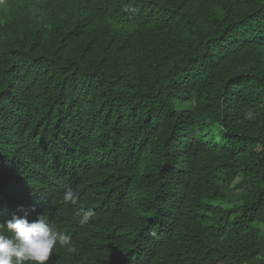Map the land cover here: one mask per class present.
<instances>
[{"label":"trees","instance_id":"obj_1","mask_svg":"<svg viewBox=\"0 0 264 264\" xmlns=\"http://www.w3.org/2000/svg\"><path fill=\"white\" fill-rule=\"evenodd\" d=\"M43 212L46 264H264V0H0V222Z\"/></svg>","mask_w":264,"mask_h":264},{"label":"clouds","instance_id":"obj_2","mask_svg":"<svg viewBox=\"0 0 264 264\" xmlns=\"http://www.w3.org/2000/svg\"><path fill=\"white\" fill-rule=\"evenodd\" d=\"M62 198L76 205L79 193L68 188ZM76 215L80 226H85L95 217V210L81 207ZM71 242V236L53 227L44 212L32 222L13 215L0 222V264H46L57 246L70 251Z\"/></svg>","mask_w":264,"mask_h":264}]
</instances>
